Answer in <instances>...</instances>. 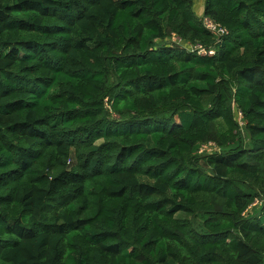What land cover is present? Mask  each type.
Returning <instances> with one entry per match:
<instances>
[{"label": "trees", "instance_id": "1", "mask_svg": "<svg viewBox=\"0 0 264 264\" xmlns=\"http://www.w3.org/2000/svg\"><path fill=\"white\" fill-rule=\"evenodd\" d=\"M194 5L0 0V264H264V0Z\"/></svg>", "mask_w": 264, "mask_h": 264}, {"label": "built area", "instance_id": "2", "mask_svg": "<svg viewBox=\"0 0 264 264\" xmlns=\"http://www.w3.org/2000/svg\"><path fill=\"white\" fill-rule=\"evenodd\" d=\"M205 26L207 29L209 30H212L216 33H223L225 32V28L221 27L219 24H217L213 19H211L210 17H206L205 18ZM177 37V36H175ZM199 51L202 53V54H206V53H209V54H214V50L213 49H210V50H206L205 48H201L199 49Z\"/></svg>", "mask_w": 264, "mask_h": 264}, {"label": "rangeland", "instance_id": "3", "mask_svg": "<svg viewBox=\"0 0 264 264\" xmlns=\"http://www.w3.org/2000/svg\"><path fill=\"white\" fill-rule=\"evenodd\" d=\"M194 10L198 17L201 16L204 10V0H195ZM176 40L182 42V40L178 37H176ZM188 47H191V45L188 44ZM202 148H209L210 150H212V148L209 146H203Z\"/></svg>", "mask_w": 264, "mask_h": 264}]
</instances>
